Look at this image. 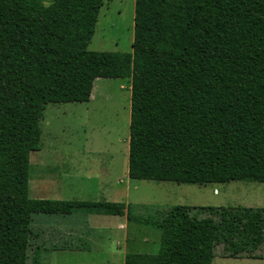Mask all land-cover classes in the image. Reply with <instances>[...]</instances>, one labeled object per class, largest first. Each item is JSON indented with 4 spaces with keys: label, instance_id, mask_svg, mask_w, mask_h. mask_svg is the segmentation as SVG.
<instances>
[{
    "label": "trees",
    "instance_id": "trees-1",
    "mask_svg": "<svg viewBox=\"0 0 264 264\" xmlns=\"http://www.w3.org/2000/svg\"><path fill=\"white\" fill-rule=\"evenodd\" d=\"M103 1L0 0V264L91 249L89 228L44 246L39 213L160 231L156 252L124 264L263 256L264 207L174 204L142 218L120 201L29 196L46 104L88 102L97 78L130 79L129 178L264 183V0H134L131 51L89 50Z\"/></svg>",
    "mask_w": 264,
    "mask_h": 264
},
{
    "label": "rangeland",
    "instance_id": "rangeland-1",
    "mask_svg": "<svg viewBox=\"0 0 264 264\" xmlns=\"http://www.w3.org/2000/svg\"><path fill=\"white\" fill-rule=\"evenodd\" d=\"M134 0H104L88 44L95 51H131ZM130 79L97 78L88 102L48 103L40 148L29 154L32 198L114 200L132 216L159 215L174 204L264 207V183H177L128 177ZM34 214L50 246L69 229L90 230V250L43 252L41 264H124L127 252H156L160 231L123 216ZM50 241V242H49ZM263 256L222 257L212 264H264Z\"/></svg>",
    "mask_w": 264,
    "mask_h": 264
},
{
    "label": "crops",
    "instance_id": "crops-1",
    "mask_svg": "<svg viewBox=\"0 0 264 264\" xmlns=\"http://www.w3.org/2000/svg\"><path fill=\"white\" fill-rule=\"evenodd\" d=\"M71 215V214H70ZM72 215H77V214H72ZM85 215H87V214H85ZM77 216H79V215H77ZM88 216V215H87ZM96 216H113V215H104V214H89V217L90 218H93L94 220L95 219H97L98 217H96ZM69 230H71V229H69Z\"/></svg>",
    "mask_w": 264,
    "mask_h": 264
}]
</instances>
